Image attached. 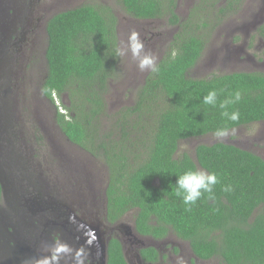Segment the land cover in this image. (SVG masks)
Wrapping results in <instances>:
<instances>
[{"label": "trees", "instance_id": "1", "mask_svg": "<svg viewBox=\"0 0 264 264\" xmlns=\"http://www.w3.org/2000/svg\"><path fill=\"white\" fill-rule=\"evenodd\" d=\"M177 2L119 0L130 17L166 19L176 31L157 59L159 73L146 72L135 102L117 112L110 128H104L102 119L109 114L106 96L120 55L117 18L109 6L83 4L46 20L42 89L52 103L53 93L68 96L66 113L56 110V125L70 142L106 164L105 207L110 222L133 209L141 234L163 237L171 231L188 240L200 258L264 264V152L259 155L218 141L198 144L193 156L176 155L183 139L264 121V72L188 75L207 42L203 29L210 19L202 20L203 13L218 22L240 0H198L186 17L177 13ZM212 89L218 102L241 92V100L228 109L239 112L237 121L222 117L218 106L203 103ZM198 167L216 173L219 183L214 199L205 193L189 210L175 195V183L177 176ZM227 185L232 191H223ZM150 251L154 256L155 250ZM106 254V264H127L115 237Z\"/></svg>", "mask_w": 264, "mask_h": 264}, {"label": "rangeland", "instance_id": "2", "mask_svg": "<svg viewBox=\"0 0 264 264\" xmlns=\"http://www.w3.org/2000/svg\"><path fill=\"white\" fill-rule=\"evenodd\" d=\"M197 1L178 0L177 11L179 15L186 17ZM0 2L2 10L6 7L7 13V15L0 17V25H8L11 18L8 14L9 8L14 3L19 5L22 2H26V4L24 14L21 16L27 18L28 21L30 20L31 23H35L32 30L28 27L29 31L24 33L25 42L23 40L19 42L21 45L32 44L33 46V50L31 49L33 67L28 65L24 80L39 81L41 75L43 77V72L46 71L44 56L47 43L46 20L53 14L66 9H72L83 4L109 6L117 18L119 49L125 47L130 33L136 31L143 40L146 50L154 54L157 59L165 53L166 47L176 31L174 26L167 23L166 19L149 21L130 17L120 6L119 0H0ZM223 3L224 1L220 2L221 5ZM263 15L264 6L260 0H246L243 4H237L235 14L232 13L231 16L225 19L222 18L218 22L215 21L216 18L203 13L202 20L210 19L209 26L203 29L207 42L197 64L188 75L194 78H202L212 73L225 74L233 70L264 72V39L259 40L255 31L258 24L261 23ZM239 35L247 54H241L239 61H236L234 56L231 57L234 48L226 46L231 44V37L237 38ZM240 40L236 41L239 43ZM25 50L28 51L27 48ZM10 52H15V50ZM3 54L5 56V50L0 46V55ZM145 74L146 72L138 70L130 53L120 56L117 75L110 80L109 91L106 96L109 114L102 119L105 129L111 127L115 115L122 107L132 105L135 102V92L143 82ZM9 88H12L10 84ZM4 90L6 92L8 88L5 87ZM13 90L17 95V105L11 104L8 107L2 104V102L9 103L7 99L1 98L2 102L0 100V126L2 127L0 131V169L4 174L2 177L4 183H9L10 189L15 187L16 192L24 195H29L34 192L35 188L43 186L50 197L51 195L56 197L70 208H74L72 203L74 200L76 202L78 200L89 201L90 206L95 203V205H98L95 210L99 213L100 216H98L101 217L108 175V169L104 161L101 158L92 157L88 152L71 144L51 122L38 117V110L30 113L31 115L27 118L30 128H25L20 121L22 112L18 105V99L22 97L29 98L31 91L23 89V93L18 94L17 89ZM59 99V102L63 105L62 108H59V111H64V105L69 104V98L64 94ZM38 105L43 106L41 114L46 111L52 117L54 116L55 105L53 107V105L43 101H39ZM3 116L7 119L4 120ZM16 129L18 134L14 135ZM46 130L48 134L45 140L42 139L43 146L37 147L35 137L40 133H45ZM22 135H24L23 139L25 138L24 145H15L12 141L15 140L14 137L20 138ZM23 141L21 140L20 143H23ZM218 141L237 145L240 148L261 155L264 152V121H257L228 130L227 136L222 140L217 139L211 133L183 139L178 144L176 155L186 152L193 156L194 148L198 144H211ZM46 147H49V150ZM20 159L23 163L19 162ZM12 166L14 168L10 175ZM198 170L204 169L198 167ZM7 175H9L8 180L6 179ZM82 192L86 197H82ZM124 220L128 221L130 219L125 218ZM170 238L174 240L173 236H170ZM181 245L188 248L186 243ZM216 261V259L209 261V264H217ZM220 264H222L221 260Z\"/></svg>", "mask_w": 264, "mask_h": 264}, {"label": "flooded vegetation", "instance_id": "3", "mask_svg": "<svg viewBox=\"0 0 264 264\" xmlns=\"http://www.w3.org/2000/svg\"><path fill=\"white\" fill-rule=\"evenodd\" d=\"M245 1L246 0H240L239 3L243 4ZM261 1L264 6V0H260V2ZM25 4L26 2H22V4H19V5H16V3H14L9 8L10 11H8L9 17L11 18L9 19V23L7 25L6 30L0 28V46H2V48H4L5 50V56L4 54L0 55V80H2L0 81V100L1 98L7 99L9 103L2 102V100L1 102L3 105L8 106V107L11 104L17 105L16 104L17 95L14 93L15 91L13 89H17L18 94L20 92L23 93V89L31 91L29 98L22 97L18 99L19 100L18 105L20 106V111L22 112V116L20 117V121L22 125H24L25 128L29 129L30 128L28 125L29 121H27V118L29 115H31L30 114L31 112H35V110H38V114L40 115V116L38 115V117H40L41 119L45 121L51 122L52 125L58 128L54 120L56 116L55 108H54L55 114L52 117L49 114V112H46V111H43L41 114V109L43 106L38 105L39 101H43L47 104L53 105L52 100L46 95V93L42 89L43 81L46 75L45 72H43L44 75L43 77L41 75V77L39 78L40 79L39 81L24 80L25 70L28 67V65H31L33 67V63H32L33 62V56H32L33 46L32 44L21 45L19 44V42H21L22 40L25 42L26 38L24 36V33L26 31H29L28 27H30L32 30L33 27L35 26V23H31L30 20L28 21L27 18H25L24 16H21L22 14H24ZM236 6L237 4L231 8V11H229V13L225 14L223 19H225L228 16H231L232 13L235 14ZM176 11H177V8H176ZM3 15L4 16L7 15L6 7L2 10L1 2H0V17ZM263 17L264 15L262 16L261 23L258 24V28L255 30L259 40L264 39L263 32L260 33L261 28L264 27ZM157 20H153V21H157ZM238 39L240 40V35L237 38L231 37V42H230L231 44L226 46L228 48H234L233 53L231 54V57L234 56L236 61H239L241 54H247L243 47V43H241V40L239 43L236 41ZM25 46L28 51L25 50L26 48L24 49ZM12 50H15V52H10ZM233 72H236V71L233 70L228 73H233ZM8 83L12 86V88H9ZM5 87L8 88V91L6 92L4 90ZM24 127L22 126V128ZM1 129L2 127L0 126V131ZM14 132H15L14 135L18 134L17 129ZM47 134L48 132L46 130L45 133H40L38 134V137H35L36 139L35 143L37 147L43 146L42 139L45 140ZM39 135H42L43 137L40 139ZM23 137L24 135H22L20 138L14 137L15 140H12V141L17 146L24 145L25 138L23 139ZM21 140H24L23 143H20ZM70 143L73 144L74 146L79 147L77 144H74L72 142ZM46 148L47 150H49V147H46ZM79 148L80 150L85 151L81 147ZM20 160L21 161L19 162L23 163L22 159ZM13 168L14 167L12 166L10 170V175L13 172L12 171ZM8 178H9V175L6 176L7 180ZM6 186L9 187V183H7ZM105 186H107V183L105 184ZM12 188L13 189H11L10 192L15 193L17 189H15V187H12ZM38 189H43L45 191L43 186H40L39 188H35L33 191L35 192ZM57 195L59 194L57 193ZM82 195H83L82 197H86V195L83 194V192H82ZM72 203L74 205V208L71 207L73 210L74 217L75 216L78 217L80 221L83 222L84 224L86 223L91 224V225H93L92 223L96 224V227L99 228L103 232V238L106 241V253H107V246H108L110 239L112 237H115L119 240L121 244L122 253H123L124 259L127 264H209V261H214L215 259L217 260L216 263L220 264V260L218 258H215V259L214 258H200L199 256L195 255V253L193 252L191 248L190 242L188 240L179 238L178 236L173 234L171 231H169L163 237H156V236H152L148 234L139 233L135 228L136 218L134 215L136 211L133 209L128 210L124 214L121 220L110 222L106 217L105 190H104L103 210L101 211L103 214L101 217H99L100 216L99 213H97V211L95 210L98 207V205L97 204L95 205V203H92V206H90L89 201L85 202V200H78L77 202L74 200L72 201ZM0 205H1L0 207H5V203L2 201V199H0ZM125 218H128L130 220L126 221L124 220ZM73 224H78V223H73ZM69 226H71V224ZM36 231L38 232V230ZM63 233L64 232L60 231L59 229H55L49 232L51 238L54 241L59 240V237L62 236ZM170 236H173L174 240H172ZM39 238H40V235L38 237V240ZM7 243L8 242H6V240L4 239L3 245ZM182 243H186L188 248H185L184 246H182L181 245ZM9 244L11 245L12 243L9 242ZM78 249L81 251L79 252L78 256L74 258V261L72 262V264H97L96 260L92 259V257L87 253V251H84V249L82 250V248H78ZM78 249H75V250H78ZM150 249H154L156 252L154 256L152 257L149 255V254H152ZM73 255H74V252L72 251L70 253V256H73ZM53 256L55 258L54 263L56 264V262L58 261V257L56 258L55 254ZM221 263L224 264L223 262Z\"/></svg>", "mask_w": 264, "mask_h": 264}, {"label": "water", "instance_id": "4", "mask_svg": "<svg viewBox=\"0 0 264 264\" xmlns=\"http://www.w3.org/2000/svg\"><path fill=\"white\" fill-rule=\"evenodd\" d=\"M0 27L6 30L7 24ZM3 176L0 169L1 199L5 203L0 207V264H55L54 254L56 264H72L81 251L78 248L87 251L97 264H106V241L96 224H84L73 216L72 208L43 189L29 195L11 193ZM55 229L64 232L57 241L49 234ZM4 239L8 242L5 245Z\"/></svg>", "mask_w": 264, "mask_h": 264}, {"label": "clouds", "instance_id": "5", "mask_svg": "<svg viewBox=\"0 0 264 264\" xmlns=\"http://www.w3.org/2000/svg\"><path fill=\"white\" fill-rule=\"evenodd\" d=\"M129 53L131 58L136 62V66L140 72L159 73L160 67L157 63V57L146 50L143 40L136 31L130 33L125 47L118 50V55L120 56H125ZM59 98L53 93V100L55 101L53 106L55 105L58 111L63 106L59 102ZM241 98V92L237 90L230 94L228 98L218 102V93L215 89H212L203 96V103L213 108L218 106L222 110V117L231 121H237L239 119V112H229L228 109L230 105L238 103ZM59 112L66 113V109ZM3 119L5 120L7 117L3 116ZM227 134L228 130L226 128H219L215 131L214 136L222 140ZM218 183V176L214 172L204 170L185 171L183 174L177 176L175 195L180 197L183 204L190 210L191 206L195 205L205 193L208 194V199H214V187ZM223 191H232V186H224Z\"/></svg>", "mask_w": 264, "mask_h": 264}]
</instances>
